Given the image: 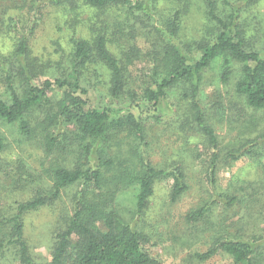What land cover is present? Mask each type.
I'll use <instances>...</instances> for the list:
<instances>
[{"label":"trees","instance_id":"obj_1","mask_svg":"<svg viewBox=\"0 0 264 264\" xmlns=\"http://www.w3.org/2000/svg\"><path fill=\"white\" fill-rule=\"evenodd\" d=\"M3 1L0 0V6ZM150 1L39 0L38 8L42 3L63 6L66 13L76 12L81 3L83 8L95 10L100 18L90 24L88 39H71V50L64 58L66 67L58 68L60 62H55V67L44 63L41 67L44 74L51 72L52 75L42 83H35L39 65L30 58L31 32L29 35L17 33L19 37L12 59L0 54V79L9 92L8 98L0 96V123L15 128L26 140L35 137L39 129L45 134L48 151L60 159L51 169L49 189L34 185L32 176L26 174V164L20 160L11 170H0L11 172L5 174L12 180L9 190L31 188V196L16 203L15 214L0 221V258L13 248L19 264H41L34 261L24 237L23 218L27 213L52 206L65 190L78 185L73 213L66 219L65 228L55 234L52 261L48 264H65L70 249L73 253L70 264H160L147 249L150 237L135 219L146 215L158 180L173 178L172 201L189 186L185 183L184 169L175 167L170 172L158 169L147 156L146 127L140 115L159 116L169 90L180 84L190 89L183 97L186 100L184 117L187 121L192 118L212 152L210 179L217 177L222 159L228 163L239 161L243 154L252 152L251 149L258 145L257 140H249L224 153L215 128L206 122L205 110L198 99L203 73L223 55L226 58L223 83H228L232 75L229 59L239 62L242 70L235 85L236 95L255 111L264 109V54L249 47L238 20L240 9L233 8L230 0H223L231 8L225 15L215 0H204L205 15L210 23L214 22L213 30L209 41L203 40L191 47L184 42L182 45L179 36L180 20L187 7L176 10L157 25L159 20H154L149 12L152 11ZM237 1L246 7L258 0ZM142 16H149L153 23L138 22ZM131 21L136 23L131 24ZM119 35L126 38L123 45L118 44ZM139 36L152 44L146 56L153 65L141 93L128 88L130 75L125 64L143 55L136 46ZM96 66L105 68L110 74L108 87L114 104L121 103V98L126 96L129 108L139 109L138 115L131 111L120 115L114 107L97 108L89 102L91 87H88L87 74L97 73L91 69ZM52 92L60 93L58 100H52ZM36 109H41L44 116L37 127H33ZM9 146L7 137L0 131V153ZM71 155L75 156L73 162L69 159ZM126 195H129L131 218L122 211ZM236 202L237 197L216 193V198L212 197L208 204L192 211L188 218L196 222L211 207L221 204L231 207ZM263 245L255 237L248 240L221 234L216 236L208 252L197 254L196 258L204 262L222 253L231 257L233 264H264Z\"/></svg>","mask_w":264,"mask_h":264},{"label":"rangeland","instance_id":"obj_2","mask_svg":"<svg viewBox=\"0 0 264 264\" xmlns=\"http://www.w3.org/2000/svg\"><path fill=\"white\" fill-rule=\"evenodd\" d=\"M38 1L1 2L0 54L12 59L18 34L29 35L31 32L30 58L35 59L39 65V77L35 83H42L52 75L51 72L44 74L45 70L41 69L44 63L49 62L55 67V62H60L58 68L61 65L66 67L64 58L71 50V39H88L91 35L90 24L98 22L100 18L95 10L83 8L81 3L76 12L66 13L63 6L42 3L38 8ZM215 1L217 7L224 11L223 14L226 15L231 9L223 0ZM230 1L233 2V8L240 9L238 20L249 47L264 54V0H258L246 7L237 0ZM149 6L154 20H159L157 25L161 24V20L170 18L176 10L186 6L187 11L183 12L180 20L181 44L184 42L195 47L203 40H210L214 22L210 23L205 15L207 5L204 0H151ZM114 15L113 13L112 16ZM141 21L149 25L153 23L149 16L140 17L138 22ZM133 23L136 22L131 21V24ZM137 25L142 26L140 23ZM119 37L121 42L118 44L123 45L126 38L122 35ZM136 46L143 55L139 60L125 64L130 75L128 88L141 93L152 73V61L146 56L151 52L152 44L143 36H139ZM225 59L223 55L217 57L203 73L198 95L199 104L205 110L207 124L215 128L224 153L229 149H237L249 140H257L258 145L251 149L252 152L243 154L239 161L228 163L222 159L217 177L215 175L212 179L209 178L211 150L206 147L204 138L194 126L192 118L187 121L184 117L186 100L183 97L190 93L188 87L180 84L170 89L159 116L152 113L140 115L146 127L147 156L158 169H168L169 172L175 167L184 169L185 183L189 186L176 201H172L173 178L164 177L158 180L146 215L135 219L150 237L151 242L147 249L160 264H233L232 258L222 253L204 262L196 258L197 254L208 252L216 236L221 234L248 240L255 237L264 243V109L255 111L236 95L235 85L242 70L239 62L229 59L232 75L228 83H223ZM91 69L97 71L87 74L88 87H91L88 99L92 105L97 108L114 107L115 112L120 115L128 111L139 114V109L129 108L126 96L121 98V103L114 104L108 87L110 74L105 68L96 66ZM0 96L9 97L7 86L1 79ZM60 96V93L52 92L50 97L56 101ZM33 116V127H37L44 112L36 109ZM252 122L255 123L251 125ZM38 130L35 131V137L26 140L15 128L0 123V131L10 143L8 149L0 153V170H11L20 160L26 164V174L32 176L33 184L49 189L51 169L60 159L57 160L54 152L48 151L45 134ZM60 131L63 132L64 129ZM56 132L54 130V133ZM69 159L73 162L75 156L71 155ZM6 173L11 172L0 171V221L3 217L15 214L17 202L27 200L31 196V188L9 190L12 180ZM79 189L80 186L74 185L65 190L52 206L40 208L24 216V237L36 263L48 264L52 261L55 234L65 228L66 219L73 213V198ZM216 193L237 197V202L231 207L215 205L196 222L188 218L192 211L208 204L212 197L216 198ZM122 202L126 209L121 206L122 211H126L130 217L129 195H126ZM219 224L220 227H216ZM261 251L264 253V245ZM14 252L13 248H9L5 257L0 258V264H19L15 260ZM72 257L70 249L64 263L70 264Z\"/></svg>","mask_w":264,"mask_h":264}]
</instances>
